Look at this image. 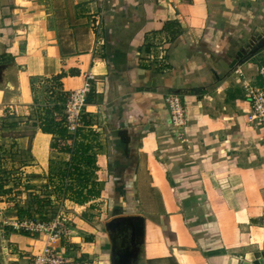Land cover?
I'll use <instances>...</instances> for the list:
<instances>
[{
	"label": "crops",
	"instance_id": "obj_1",
	"mask_svg": "<svg viewBox=\"0 0 264 264\" xmlns=\"http://www.w3.org/2000/svg\"><path fill=\"white\" fill-rule=\"evenodd\" d=\"M161 31L171 37L168 67L156 71L138 58ZM263 65L264 0H0V117L19 133L27 179L47 181L52 162L75 159L51 150L54 136L34 126L47 108L34 111L33 79L63 73L58 89L68 94L92 76L75 144L95 152L91 171L106 177L97 200L115 190L126 200L119 216L145 219L138 264L264 262V130L247 122L243 91L261 84ZM168 94L182 102V134ZM73 224L57 251H107L110 264L107 234L82 218ZM0 242L3 264H27L48 244L2 230Z\"/></svg>",
	"mask_w": 264,
	"mask_h": 264
},
{
	"label": "rangeland",
	"instance_id": "obj_2",
	"mask_svg": "<svg viewBox=\"0 0 264 264\" xmlns=\"http://www.w3.org/2000/svg\"><path fill=\"white\" fill-rule=\"evenodd\" d=\"M46 82V79H33V94L31 101L34 111L36 112H39L40 109L44 107L47 109H52L55 105V100L52 96H50L49 93V84ZM87 103L88 102L86 101L85 105H87ZM83 119L85 121V116H83L80 121L83 122ZM4 120L5 118L0 117V230L5 232V234L7 236L9 235L10 237L13 232H22L20 229L15 230L14 225L19 224V222L24 220L35 219L33 221L42 223L44 225V229H46L50 227V224H52L54 220L64 221L68 223L70 227H72V225L74 226L73 220L75 221L77 218H82L83 221L94 223V225L96 223L98 226V232L100 233L102 231V233L106 234L104 224L111 218L119 216L117 208L120 207L119 205H122L123 201H126L125 197L115 195V190H113L112 193H110L111 195H109V198L100 196L98 200V197L93 199L91 198L84 205H74L75 203H73L70 198L73 191L69 190L70 186L75 188L74 182L71 183L72 180H70L68 177L63 180L65 182H56L58 179L53 182L50 181V179L57 178L59 171L64 169L62 166L63 163L61 162H52L50 169L48 170V179L50 178L49 180L40 182L32 179V181H29V179H27V176H29V174H27L28 170L25 169L27 166V157L23 159L21 155H18V150L15 149L13 145V139L18 136L19 133L8 129V126L13 122H10L8 119L5 121ZM21 122L27 123V120L18 121L17 123ZM83 126L86 127V123L81 125L79 130H81ZM91 127L93 126L91 125ZM94 153L95 152H91L88 157L92 159V155ZM78 157L80 156H77L73 163L76 164L77 167H80V171L85 174L84 178H87L88 181L87 186H90L91 183H96L95 190L100 193L101 190H103V184L105 183L104 179L106 177L101 173L94 175L93 173L95 172V169L94 172H92L91 169H93V167H86L84 164H81ZM78 163H80V165ZM71 167H68L69 172H73ZM68 176L70 177V175ZM107 181L110 182L109 178H107ZM39 183H41V186L38 185ZM40 187H45L43 193L36 195L34 192L33 194L27 192L28 190L36 191ZM63 191H65L64 194ZM28 195L34 196L31 198L28 197ZM37 199L42 201L41 216L36 215L37 213L35 214L34 212V203ZM30 206L33 209H31ZM91 208L95 211L93 214L90 211ZM28 209L31 211L30 214L27 211ZM45 233L46 231L33 234H36L39 237H45L47 240ZM1 237H3V235H1ZM3 238L8 240V237L6 236ZM69 238L63 239L64 242H62V244L69 245ZM0 244L2 245L1 242ZM57 244L58 243L53 244V247L56 250ZM46 248L47 246L45 249ZM78 252V249L75 248L70 254H66L71 255L67 257L65 256L66 259L69 260V264H109L107 251H105L103 254H99L98 256H93L90 254L91 258L87 253L78 254ZM30 259L27 260V264H30Z\"/></svg>",
	"mask_w": 264,
	"mask_h": 264
},
{
	"label": "built area",
	"instance_id": "obj_3",
	"mask_svg": "<svg viewBox=\"0 0 264 264\" xmlns=\"http://www.w3.org/2000/svg\"><path fill=\"white\" fill-rule=\"evenodd\" d=\"M101 30V24L97 23V45L100 44ZM170 40L171 37L164 31L149 34L143 45L142 54L139 55L138 63L145 68L156 71L167 70V45ZM257 75L261 79V84L246 83L243 85V91L249 103L247 122L254 128L264 130V65L258 69ZM91 81H93V77L90 75L86 76L83 87L69 92L64 101V126L70 136L74 135L77 129L83 125L80 120L84 116L85 104L92 91ZM164 103L169 112L171 126L177 133L182 134V130L186 126V116L180 98L175 94H168L164 98ZM33 220L35 219L24 220L14 225L15 230L20 229L25 234L46 231L45 235L49 245L43 252L31 257L30 264H69V260L65 257V252L57 251L53 247L54 243H58L65 238L68 239L71 236V229L68 223L54 220L50 227L44 229L42 223Z\"/></svg>",
	"mask_w": 264,
	"mask_h": 264
},
{
	"label": "trees",
	"instance_id": "obj_4",
	"mask_svg": "<svg viewBox=\"0 0 264 264\" xmlns=\"http://www.w3.org/2000/svg\"><path fill=\"white\" fill-rule=\"evenodd\" d=\"M64 77V74L56 75L49 80H47L48 88L50 96H52L55 100V105L52 109H46L44 111L43 117H38V123H35L34 126L38 127L42 133L50 134L54 136L53 144L51 145V150H57L58 152L66 153L71 156V159L78 157L81 164H84L86 167L92 166V159L86 156L88 147H84L83 145H76V137L78 135L79 129H77L76 133L72 136L67 134L66 127L64 126V115H63V104L66 99L67 94L63 93L60 89V80ZM33 81L31 83V86ZM88 102V99H87ZM62 109V110H61ZM83 123H85L83 121ZM77 160V159H76ZM80 163H78L80 165ZM72 168L73 172H69L68 167ZM73 162L66 164V167L59 171L58 176L61 182L65 180L67 177L72 180L71 183L74 182L73 187H69V190H72L73 193L71 195V200L77 205H83L91 198H96L99 196V192L95 190L96 183H91L88 185L87 178L85 179V174L82 173ZM70 175V177L68 176ZM75 176V177H74ZM73 178V179H71ZM65 182V181H63ZM68 184V183H65ZM89 188V189H88ZM65 191H63L64 194ZM34 212L35 214L41 216L42 215V201L38 199L35 200L34 203ZM31 208V206H30ZM33 209V208H31ZM30 214V209L27 210ZM25 234V233H24Z\"/></svg>",
	"mask_w": 264,
	"mask_h": 264
},
{
	"label": "water",
	"instance_id": "obj_5",
	"mask_svg": "<svg viewBox=\"0 0 264 264\" xmlns=\"http://www.w3.org/2000/svg\"><path fill=\"white\" fill-rule=\"evenodd\" d=\"M104 229L110 243V264H138L144 244L145 219L140 215L116 216L104 224ZM0 261L3 263L1 251Z\"/></svg>",
	"mask_w": 264,
	"mask_h": 264
},
{
	"label": "bare ground",
	"instance_id": "obj_6",
	"mask_svg": "<svg viewBox=\"0 0 264 264\" xmlns=\"http://www.w3.org/2000/svg\"><path fill=\"white\" fill-rule=\"evenodd\" d=\"M249 256V255H248ZM250 259V258H249ZM257 263L258 264H263L264 262L262 261V259H259V260H257Z\"/></svg>",
	"mask_w": 264,
	"mask_h": 264
},
{
	"label": "flooded vegetation",
	"instance_id": "obj_7",
	"mask_svg": "<svg viewBox=\"0 0 264 264\" xmlns=\"http://www.w3.org/2000/svg\"><path fill=\"white\" fill-rule=\"evenodd\" d=\"M0 264H3V263L0 261Z\"/></svg>",
	"mask_w": 264,
	"mask_h": 264
}]
</instances>
